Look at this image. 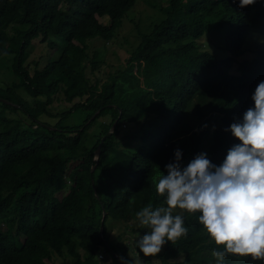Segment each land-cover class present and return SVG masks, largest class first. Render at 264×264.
<instances>
[{
    "label": "trees",
    "instance_id": "trees-1",
    "mask_svg": "<svg viewBox=\"0 0 264 264\" xmlns=\"http://www.w3.org/2000/svg\"><path fill=\"white\" fill-rule=\"evenodd\" d=\"M158 1L162 17L149 31L138 29L126 66L102 73L87 41L112 40L135 0H0V59L11 57L15 76L0 86V264H47L54 255L62 264H99L100 250L114 264H131L128 247L107 237V219L137 224L135 211L163 204L155 182L173 149L186 164L207 144V158L219 164L238 142L224 129L252 105L250 94L264 80V0L242 8L237 0ZM104 16L108 24L100 23ZM50 29L63 44L47 43L54 59L36 60L30 70L28 48ZM214 30L226 55L197 43ZM54 99L70 106L51 112ZM105 115L108 127L90 135ZM75 158L81 172L56 200L60 169ZM173 211L184 216L186 234L155 255L138 252L144 264H215L211 250L222 245L198 213ZM223 264L264 262L227 253Z\"/></svg>",
    "mask_w": 264,
    "mask_h": 264
},
{
    "label": "clouds",
    "instance_id": "clouds-1",
    "mask_svg": "<svg viewBox=\"0 0 264 264\" xmlns=\"http://www.w3.org/2000/svg\"><path fill=\"white\" fill-rule=\"evenodd\" d=\"M255 2L237 0V7ZM250 99L252 105L224 129L238 142L226 149L219 164L204 151L182 164V150L173 149L166 174L159 171L155 182L163 204L148 202L134 213L138 227L145 229L134 239L139 253L155 255L166 242L186 234L184 216L173 211L180 209L198 213L196 221L215 245H222L211 250L215 264H223L227 253L264 262V80Z\"/></svg>",
    "mask_w": 264,
    "mask_h": 264
},
{
    "label": "rangeland",
    "instance_id": "rangeland-1",
    "mask_svg": "<svg viewBox=\"0 0 264 264\" xmlns=\"http://www.w3.org/2000/svg\"><path fill=\"white\" fill-rule=\"evenodd\" d=\"M161 4H165L166 0H160ZM162 14L159 12L158 0H135L133 6L126 11L121 19L120 25L115 29L114 37L109 42H104L102 39L96 37L87 41L88 51L90 54L98 52L99 68L103 72H112L115 69L124 68L126 66V59L129 57L130 52L133 51L139 41L138 29L141 32H147L151 29L152 25L159 21ZM100 23L108 24V17H100ZM220 41V32L214 30L206 33L204 36L197 40V43L202 48L207 49L217 56L226 55L227 52L222 51L218 43ZM63 44L61 36H57L53 29H50V36L46 41H41L39 38L34 40L28 48V56L26 62L30 64V70L33 67L34 61L39 60L40 65H43L47 59H54V47L47 45ZM48 55V57L46 56ZM11 57L0 59V86H5L11 81L15 80V76L11 70ZM103 79V78H101ZM21 96L28 99L32 103V98L22 89L17 90ZM70 104L64 102L62 99H54L50 110L56 112L69 107ZM109 115L101 117L94 126L90 128L88 133H96L95 130H105L110 122ZM99 133V132H98ZM95 142V137H91L89 146ZM201 151L207 153V144H203ZM82 152V151H80ZM77 154V153H76ZM80 160L78 158L69 160L61 169V182L55 192L56 200H64L67 192L77 174L81 172L78 167ZM7 205V203H4ZM105 226L106 234L109 240L116 243L120 247L127 246V255L131 260V264H144L142 256L138 253L134 244V239L138 237V234L142 235L145 231L144 228H139L134 223H124L120 221H114L107 219ZM164 245H162L161 250ZM160 250V251H161ZM99 264H114L113 260L109 257L108 253L100 250L97 255ZM153 260V259H152ZM157 264L158 260L154 258ZM63 259L57 255H54L51 260L47 261V264H62Z\"/></svg>",
    "mask_w": 264,
    "mask_h": 264
},
{
    "label": "water",
    "instance_id": "water-1",
    "mask_svg": "<svg viewBox=\"0 0 264 264\" xmlns=\"http://www.w3.org/2000/svg\"><path fill=\"white\" fill-rule=\"evenodd\" d=\"M117 123V119L113 122V125L111 126V129H110V132H112V130L114 129L115 125ZM106 135H103L98 144H97V147H96V150H95V159H96V164L98 163V156H99V152H100V146H101V143L103 142V140L105 139ZM95 164V166H96ZM95 166H93L91 168V172L93 173L94 170H95ZM106 215V212L104 211V209L102 208V218H101V222H100V233H102V227H103V220H104V217Z\"/></svg>",
    "mask_w": 264,
    "mask_h": 264
}]
</instances>
